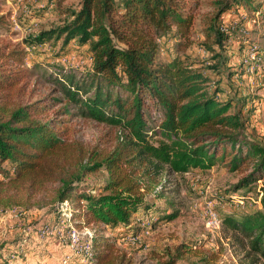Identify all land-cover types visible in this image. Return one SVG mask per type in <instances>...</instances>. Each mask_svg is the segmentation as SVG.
Masks as SVG:
<instances>
[{
	"label": "trees",
	"instance_id": "16d2710c",
	"mask_svg": "<svg viewBox=\"0 0 264 264\" xmlns=\"http://www.w3.org/2000/svg\"><path fill=\"white\" fill-rule=\"evenodd\" d=\"M255 3L217 0L214 22L241 4L258 13ZM198 7V0H83L68 11L67 20L32 37L29 44L55 46L62 41L66 47L75 41L88 46L92 68L81 77L62 70L54 78L59 96L34 102L14 103L26 95L25 81L31 76L23 68L24 52L0 48V208L29 210L51 186H58L51 201L55 218L43 222L42 230L54 228L53 223L62 219L60 206L69 201L70 221L95 229L89 264H116L122 257L114 233L139 232L133 219L139 211H156L147 197L165 172L186 174L222 163L231 172L251 168L237 190L264 181V147L246 135L247 99L221 97L225 92L215 81L220 65H228L231 57L216 53V64L207 72L190 65L188 57L160 60L162 38L179 40L173 49L181 52L191 42ZM208 34L227 50L228 37L215 25ZM73 114L120 129L121 140L108 150L69 139L59 117ZM156 137L160 139L153 141ZM102 170L107 174L102 193L96 195L80 184ZM164 192L155 195L162 199ZM262 205L263 209L230 215L223 222L235 241L250 249L251 264H264V197ZM177 216L178 211L164 218ZM108 230L113 237L103 235ZM54 241L44 237L41 244L48 247ZM31 244L23 238L3 242L0 264H26L27 255L46 254ZM184 255L179 249L166 264H177ZM216 259H204V264Z\"/></svg>",
	"mask_w": 264,
	"mask_h": 264
},
{
	"label": "rangeland",
	"instance_id": "374dc122",
	"mask_svg": "<svg viewBox=\"0 0 264 264\" xmlns=\"http://www.w3.org/2000/svg\"><path fill=\"white\" fill-rule=\"evenodd\" d=\"M82 1L64 0L60 4L55 0H0V48L23 51V68L31 74L25 81L28 85L26 95L15 98L14 103L24 104L59 96L54 78L62 70L73 72L79 77L91 70L92 54L88 46H81L75 41L66 47H63L62 41L55 46L52 43L35 46L29 44L32 37L56 28L67 20L68 11L78 8ZM198 1L191 42L181 52L173 49L179 40L162 38L160 60L168 62L178 55L188 57L190 65L207 72L210 66L216 64V60H212L216 53H222L223 57L229 55L230 63L221 64V74L215 75V81L218 79L221 82L220 86L225 92L221 97L236 102L247 99L243 114L246 135L264 147V0H255L254 6L258 7V13L241 4L217 18L216 23L217 0ZM212 25L220 33L221 28L226 29V34H222L228 37L224 46L227 50L214 42L213 35L209 36L208 31ZM207 45L215 50L210 51ZM253 54L255 58H252ZM231 72L235 73L232 78ZM214 84L212 82L209 88L212 89ZM60 108L61 105L56 106L50 115ZM237 108L232 113H236ZM59 119L65 121L63 128L67 129L69 139L89 148L100 145L110 150L122 137L120 129L74 114ZM158 139L160 137L153 141ZM6 167L9 168L8 165ZM250 172L251 168L231 172L222 163L210 170L196 169L186 174L168 175L165 172L159 178V185L147 197L156 211H139L133 219L134 227L135 223L140 227L139 232L119 229L114 233L118 253L122 257L116 264H166L177 256L179 249L185 251V255L177 260V264H204V259L214 257L217 259L213 264H251L252 258L247 257L250 249H244L238 244L223 223L227 216H241L249 211L263 209L264 181L236 189ZM106 179L107 174L102 170L85 177L80 184L86 189H94L93 193L98 195L102 193ZM57 188L51 186L50 193L39 197L29 210L0 208V245L23 238L27 243L32 241L33 248L40 247L39 250L46 252L42 257L34 253L27 255L26 264H63L66 257H70L69 264H89V259L73 252L70 234L73 229L81 234L89 230L94 237L95 229L79 228L76 222L70 221L73 213L71 202L64 211L60 206L62 219L53 223L54 228H47L52 231L42 230L43 222L55 218L50 213L53 208L51 201ZM162 191H165L164 198H157L155 194ZM211 210L222 220L219 229L208 223ZM176 211L178 216L174 220L164 218ZM103 235L113 237V232L108 230ZM44 237L57 241L45 247L41 244ZM80 237L83 243L88 240L86 236Z\"/></svg>",
	"mask_w": 264,
	"mask_h": 264
},
{
	"label": "built area",
	"instance_id": "2783aa9c",
	"mask_svg": "<svg viewBox=\"0 0 264 264\" xmlns=\"http://www.w3.org/2000/svg\"><path fill=\"white\" fill-rule=\"evenodd\" d=\"M221 31H222V33L226 34L225 33L226 29L221 28ZM254 56L255 55L253 54L252 58L256 57V56L255 57ZM91 61L93 62L92 57H91ZM69 205H70L69 201H66L65 203H63L61 205L62 210L64 211L66 208L69 207ZM208 223L210 224V226H212L214 228H218V229L222 226V220H221L220 216L212 210L210 211V214H209V222ZM46 230H50V229H46ZM50 231H52V230H50ZM50 231L48 233H50ZM81 235L86 236L88 240L83 243L81 240V237H80ZM70 238H72V240H73L72 249L76 255L85 257L86 259H89V260H91L93 258V250H92V243H91L92 242L91 239L93 238V235L89 230L83 231V233L81 234L77 230L73 229L71 234H70ZM135 242H136V239L133 240V243H135ZM70 262H71L70 257H66L63 260V264H69Z\"/></svg>",
	"mask_w": 264,
	"mask_h": 264
}]
</instances>
